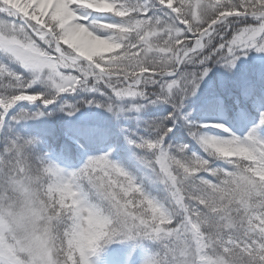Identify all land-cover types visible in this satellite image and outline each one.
<instances>
[{
    "label": "snow or ice",
    "instance_id": "obj_1",
    "mask_svg": "<svg viewBox=\"0 0 264 264\" xmlns=\"http://www.w3.org/2000/svg\"><path fill=\"white\" fill-rule=\"evenodd\" d=\"M0 12L21 19H0V52L28 73L0 61V264H95L104 245L140 240L159 245L140 264H264V113L230 139L181 116L209 61L231 68L248 50L264 53V0H0ZM188 64L199 68L182 71ZM38 81L43 91L33 89ZM78 89L106 94L83 103L108 111H122L124 98L172 105L146 122L147 137H125L142 151L136 158L150 181L163 185V201L108 153L69 172L35 154L34 138L12 134V122L43 115H11L18 102L47 107ZM61 110L78 109L65 102ZM181 118L207 157L227 158L229 167L166 144Z\"/></svg>",
    "mask_w": 264,
    "mask_h": 264
},
{
    "label": "trees",
    "instance_id": "obj_2",
    "mask_svg": "<svg viewBox=\"0 0 264 264\" xmlns=\"http://www.w3.org/2000/svg\"><path fill=\"white\" fill-rule=\"evenodd\" d=\"M115 17V21H116ZM1 61V59H0ZM4 63H9L7 60H3ZM10 70L13 72L23 73L25 76L27 72L22 70L17 64L10 63ZM209 71L207 75L200 82L199 87L194 95L186 96L183 101V107L181 109V116L188 114L190 121L198 124L201 114L208 109L215 108L217 98H221L225 103L224 108L236 112L239 107L245 110L247 113L261 111L264 113V73L255 75L251 72L249 66L237 65L234 68H229L223 65V63H213L209 61L207 64ZM199 68V65H182L181 70L185 72H193ZM229 70V72H228ZM240 77V78H239ZM37 86H32L36 91H43L44 85L41 82H36ZM147 92L158 91V87L149 85L146 88ZM101 92H105L104 88H101ZM101 92L95 94V92H87L84 89H78L70 95L65 96L70 101L81 105L87 99L97 97L98 99H104L107 95H101ZM79 100H76L78 99ZM128 102L127 100L118 101L119 105L124 108L126 112L121 115H115L109 118L107 121L95 122V124H86V132L88 135L94 133L93 137L85 135L80 140L71 137L70 135L63 134L62 132L54 131V134L47 131V120L43 116L39 120L34 119L32 121H26L21 123L29 124L19 133L20 129L12 128V134H19L29 136L28 134L33 131H37L39 138L38 145H34V152L37 155L47 157L55 155L59 161H63L64 157H73L77 155L78 151L82 149H97L104 146L112 145V151L119 156L121 163L128 167L133 173H135L140 181L141 185L149 189L152 193L163 197V185L154 180L150 181L151 172L145 168L143 164L136 158L142 154L137 155L135 151H130L125 146L126 136L134 134L135 136L149 135L147 129V123L151 121L159 122L173 111L171 104L166 102L147 103L146 101L135 98ZM131 103H139L144 106L139 111L128 110ZM260 107H263L261 110ZM39 112L45 113V108H37ZM212 110V109H211ZM13 111V110H11ZM37 112V111H34ZM264 128V125H261ZM21 128V127H20ZM227 136L222 135L217 138L226 139ZM178 143H184L188 145V154L195 153L196 155H203L209 160H214V157H207V153L204 150L202 144L194 140L188 131V127L185 125L183 119H178L173 132L169 134L166 140V144L176 145ZM200 152V153H199ZM211 158V159H210ZM211 161V162H213ZM149 174V176H148ZM153 248V249H152ZM145 252V257L150 252H155L158 248L154 246L145 245L142 247Z\"/></svg>",
    "mask_w": 264,
    "mask_h": 264
},
{
    "label": "rangeland",
    "instance_id": "obj_3",
    "mask_svg": "<svg viewBox=\"0 0 264 264\" xmlns=\"http://www.w3.org/2000/svg\"><path fill=\"white\" fill-rule=\"evenodd\" d=\"M95 16H99L101 19L105 21H112L114 20V16L111 14H96L93 13ZM0 19L3 20H8L12 22L19 23L18 20H21L17 16H8L4 12H0ZM96 34V33H94ZM0 59L3 62V60H7L5 55L0 52ZM9 63H5L8 67V69H11L9 67L10 63L12 64H17L22 70L26 72L25 69H23L18 62H11L7 60ZM4 63V62H3ZM237 65L241 66H249L251 69V72L255 75H260V73H264V53L256 52L255 50H248L246 54L241 55L234 66L231 67L234 68ZM229 72V70H228ZM240 78V77H239ZM34 86H37V83L34 84ZM87 91V90H85ZM90 92V91H87ZM73 92L69 93H61L57 97L56 101L53 104L48 105L47 107L43 106L40 104L39 101L35 102H18L17 105L12 109L11 115H14L16 112H19L21 109L33 113L34 111H39L37 108H45L46 111L43 115H40L38 117H35L33 119H28V120H22L20 122H12L11 123V128L14 129H20L19 133L22 131V127H26L28 123L24 124L21 122H26V121H32L37 118L45 117L47 120V131L51 132L54 134V131L56 132H62L59 131V129L63 130V134L70 135L73 138L80 139L82 140L85 135L89 137H93L94 133H91L88 135V132H86V124H95V122H100V121H107L109 118H112L115 115H121L125 113V110L119 111L115 107L113 108L112 111H108L102 107H96L95 104L89 105L87 103H83V107L81 105L75 103L74 101H70V99H67L65 96L72 94ZM98 92H95L97 94ZM107 97H104V99H98L97 97H94L92 99H87V100H96L99 103H102ZM135 98H124V100H127L128 102H132L131 100H134ZM76 100H79L76 99ZM69 103V104H74L77 106V111L69 115L66 111L61 110V105L63 103ZM121 109H124L120 106ZM221 108V110H219ZM212 109V108H211ZM210 109V110H211ZM140 110V109H139ZM216 110L218 111V117L217 119L213 118V114L208 112H204L201 116L200 119L198 120V124L206 125L202 129V131L208 135L212 136H218L219 132H226L227 137L226 139H230L232 136H237V137H244L247 135L248 131L251 130L253 125L256 120V115L258 113H253L247 115V119L252 121L251 123H241L243 120L244 116L237 114V119H232V117L229 115V113L225 112L226 109L224 106H222L219 102L216 105ZM239 110V109H238ZM214 111V108L211 110ZM11 115L9 116V119H11ZM254 116V117H253ZM250 117V118H249ZM260 118V117H258ZM227 120V121H226ZM230 123V124H229ZM253 123V124H252ZM217 125H220L217 127ZM256 126V124H254ZM209 126H215L216 128L210 129ZM254 126V127H255ZM21 127V128H20ZM258 130H261L258 131ZM257 134L260 138H264V129L262 128H257ZM13 135H19L18 133ZM29 136L21 135V137L24 138H34L35 139V145L37 146L39 143V138L37 136V131H33L32 133L28 134ZM126 148H128L130 151H135L137 155L143 154L142 151L132 145H130L127 141L125 142ZM89 150V149H88ZM82 149L81 151H78V157L71 158L69 156L64 157L63 163H59L58 161L54 160L52 156H48L46 159L52 161L54 164H56L58 167L64 169L65 171H73L75 169H78L83 166V164L86 162V160L90 156H96V155H102L105 153H108L110 156V159L113 161L117 162L120 166H122L126 171L131 173L134 177H138L135 173H133L131 170L128 169V167L123 166L120 162V160L116 157L115 151H112L111 146L104 147L103 149L95 150V151H89ZM86 151V152H85ZM85 152V153H84ZM200 153V152H199ZM201 156L202 158H205L202 154L198 155ZM211 159V158H210ZM215 161L211 162L213 166L215 167H223L227 168L229 165L227 164V158L223 157H218L216 156L214 158ZM75 161V162H73ZM149 176V174H148ZM142 186V185H141ZM143 189L152 197L157 198L158 200L163 201L166 193L163 189V197L160 198L158 195L152 193L149 189L146 187L142 186ZM148 245V246H154L155 248H159V245L150 240H140L137 242H132V241H113L107 245H104L102 249L92 257L91 259L95 262V264H140L141 260L145 258V252L142 249L143 246ZM140 249V250H139ZM153 249V248H152ZM139 250V251H138ZM136 252H138L137 256L135 255Z\"/></svg>",
    "mask_w": 264,
    "mask_h": 264
},
{
    "label": "clouds",
    "instance_id": "obj_4",
    "mask_svg": "<svg viewBox=\"0 0 264 264\" xmlns=\"http://www.w3.org/2000/svg\"><path fill=\"white\" fill-rule=\"evenodd\" d=\"M62 230V229H61Z\"/></svg>",
    "mask_w": 264,
    "mask_h": 264
}]
</instances>
